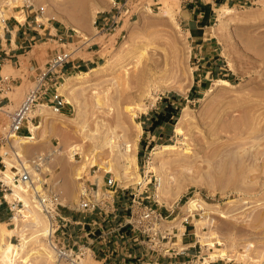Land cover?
Masks as SVG:
<instances>
[{
	"label": "rangeland",
	"instance_id": "obj_1",
	"mask_svg": "<svg viewBox=\"0 0 264 264\" xmlns=\"http://www.w3.org/2000/svg\"><path fill=\"white\" fill-rule=\"evenodd\" d=\"M146 1L152 11L131 22L126 18L124 38L116 42L120 30L99 37L106 45L101 64L63 81L65 113L46 107L38 127L29 121L32 139L9 135V113L24 88L0 83V207L8 217H0V231L13 230L6 232L17 250L6 259L0 249V264H69L47 238L49 221L34 207V188L60 195L61 216L88 221L56 236L57 244L85 251L82 264H104V244L125 253L108 264H264V0H216V23L192 37L181 24L184 8L193 5L189 0ZM110 8L111 0H0V31L21 16V23L93 37L97 14ZM37 40L22 50L47 62L59 44L51 35ZM5 65L4 79L18 73ZM83 72L90 74L83 78ZM6 97L16 103L7 105ZM126 161L129 170L120 173ZM24 166L33 181L16 182L15 168ZM108 168L119 187L117 218L75 211L79 178L94 181ZM120 189L128 190L122 195ZM131 192L167 217L166 251L135 242L120 226L135 198ZM26 206L43 221L41 228ZM186 227L194 233L190 247L183 244ZM42 229L50 234L41 235ZM218 253L225 257L212 259Z\"/></svg>",
	"mask_w": 264,
	"mask_h": 264
},
{
	"label": "built area",
	"instance_id": "obj_2",
	"mask_svg": "<svg viewBox=\"0 0 264 264\" xmlns=\"http://www.w3.org/2000/svg\"><path fill=\"white\" fill-rule=\"evenodd\" d=\"M190 3H196V0H189ZM153 5L146 0H111V8L109 11L98 13L99 18L94 21L96 33L93 37H84L73 30L71 35L66 37L52 36L54 41L62 45L60 49L56 50L49 56L48 61L35 70L33 77V86L26 91L21 103L13 111L9 113V135H19L21 130L27 126L29 134L25 137L33 138V133L29 121L33 124L34 121L41 116L31 118L40 107H47L53 113L62 115L64 108L68 105L61 94L60 88L67 77L66 66L73 63V56L80 51L85 45L90 44L96 36H112L117 30L123 27L126 18L128 22L138 18L139 15L152 11ZM125 30L122 31V33ZM121 37L125 36L121 34ZM32 42H36V39ZM117 42V41H116ZM31 45V42L28 44ZM96 44H90L89 47ZM73 46V47H70ZM72 67L77 70L80 67L72 64ZM6 78L5 80H7ZM10 89V86H6ZM40 123L34 124L38 127ZM6 138H3L5 140ZM42 160V159H40ZM16 182L28 183L33 181L30 169L24 166L21 170L15 168ZM96 174V171H93ZM99 174L93 175L94 181H91L85 176L79 178L81 187L79 192V201L75 211L82 214L99 213L109 217L113 215L117 218V202L116 194L118 193V185L116 179L108 172L102 175L101 181ZM90 175H92L90 173ZM157 183H159L156 180ZM34 185V183H32ZM156 187V186H155ZM122 195H125V190L120 189ZM134 195V193H130ZM132 203L128 207V215L121 227H126L133 236L132 240L135 242L145 243L152 247L153 251H166V243L164 241L169 239L170 230L165 227L167 217L162 211L153 205L144 203V199L137 200L134 195ZM38 206L41 212L49 219V230L51 235L47 237L49 242L57 251V257L60 260H65L69 264H82L85 251L79 248L77 251L74 248H68L65 245L56 243V236H66V226H79L85 224L84 221H75L70 217H63L60 214V208L64 207L61 203V197L58 193L52 191H39ZM85 220V219H84ZM185 234V233H184ZM183 234V236H184ZM69 237H71L69 235ZM75 246V243L73 244ZM148 246V247H149ZM85 249V248H84ZM169 251V250H167ZM180 253H177L179 255ZM108 264L107 261L103 262Z\"/></svg>",
	"mask_w": 264,
	"mask_h": 264
},
{
	"label": "crops",
	"instance_id": "obj_3",
	"mask_svg": "<svg viewBox=\"0 0 264 264\" xmlns=\"http://www.w3.org/2000/svg\"><path fill=\"white\" fill-rule=\"evenodd\" d=\"M232 0H225V4L229 5V3ZM218 3L216 0H196V3L193 5H190L189 7H185L182 13L181 18V24L185 28V31L189 34V37H192L193 35L202 34L205 29H208L212 26L211 21L214 20V24L217 21L216 13H217V7ZM99 14H97L96 18H99ZM27 18V17H26ZM16 24L11 25V28L8 24H6L5 28H3L2 31H0V83L5 87L7 85L12 87L11 85H14V83L17 85V88H24L23 96L26 93V89L29 87V83L33 82V77L35 76V70L39 67H42L46 61H43L44 59L41 58V56H37L36 53H33V50H30L28 52H24L22 49L26 47L30 42L37 40L39 38L42 39L43 35H51V36H62L64 35L68 36L69 33L64 34L62 33V30L55 26L51 27H41V26H34L32 25L27 19L24 23H21L20 21L16 20ZM31 26V27H29ZM125 26V22L122 28H120V32L117 37H115V40L117 41L118 38H120L122 31ZM126 31V30H125ZM118 32V30L116 31ZM114 33L112 36L116 35L117 33ZM99 37L96 36L94 40L92 41V44H96L94 46H88L85 45L80 51H78L73 56V63L68 64L66 66V72L68 75H73L77 71L82 72V70H89L99 64H101L104 61L105 55L104 51L106 48V45L102 43L99 40ZM37 40V41H39ZM31 46V45H30ZM63 47L62 45H59L57 48L50 49L48 57L53 54L56 50ZM15 60L19 63V67L16 69L12 66V61ZM2 62V63H1ZM8 63L11 64V69L13 71H16L18 73H15L16 75H11L8 77L7 80H5L2 76L3 67L9 66ZM72 64L75 66H79L80 68L75 70L72 67ZM10 67V66H9ZM0 91L4 92L5 90L2 88ZM7 98V97H6ZM22 99H18V106L21 103ZM5 102L8 104L14 105L16 102L11 101L9 98L5 100ZM17 106V107H18ZM66 107L63 110V113L66 111ZM37 117V116H36ZM38 119L34 121L33 124H36ZM30 127V125H28ZM29 134V131L27 129V126H25L21 132L19 133V137H25ZM2 203H0L1 205ZM0 217L2 220H7L8 217L3 215L2 208L0 207ZM71 219L75 221H80L81 219H78L77 217L71 216ZM85 224H87L88 221H84ZM89 224V223H88ZM191 228L186 227L185 234L183 236V244L186 246H193L194 244V233L191 231ZM104 240H107V233H104ZM188 239V240H187ZM101 248L100 254L102 255V261H108L111 262L112 257L119 256L122 253V251H119V249H111L108 248L106 244H104ZM188 247V248H189ZM132 253V250L130 251V255ZM178 256V255H177ZM114 261V260H113ZM153 261V259H151ZM160 264V263H156ZM167 264V263H166ZM170 264H184V262L176 261L174 263Z\"/></svg>",
	"mask_w": 264,
	"mask_h": 264
},
{
	"label": "bare ground",
	"instance_id": "obj_4",
	"mask_svg": "<svg viewBox=\"0 0 264 264\" xmlns=\"http://www.w3.org/2000/svg\"><path fill=\"white\" fill-rule=\"evenodd\" d=\"M22 18L23 17H21L20 16V18L18 19V21H22ZM73 30H75V29H73ZM77 33H79L77 30H75ZM80 34V33H79ZM90 74V72H83V73H81L80 75H81V77H83V78H86L87 77V75H89ZM63 91L64 90H61V92L63 93ZM45 108L46 107H40V108H38V110L34 113V116H40V114H43L42 112H44V111H47V110H45ZM10 137H13V138H16V139H21L18 135H10ZM129 138H131V136L129 135L128 137H127V139H129ZM132 139V138H131ZM121 143H123V142H121ZM14 146L16 147V149H21L22 148V146L20 145V144H14ZM122 146V145H121ZM119 148V147H118ZM122 147H120V149H119V151L121 152H119L118 150V152H119V154L121 155V157L119 156V158H122L123 156H122V153L124 154V151H123V149H121ZM163 149H164V151H167V150H170L171 148H170V146H164L163 147ZM162 149V150H163ZM125 155V154H124ZM125 157V156H124ZM125 159H126V157H125ZM92 162V161H91ZM76 163V162H75ZM7 165H8V167L10 168H13V166L11 165V164H9V163H7ZM120 165H122V166H118V171L120 172V173H122V172H124V174L125 173H127L128 172V170H129V163H128V161H126V163H124V164H120ZM111 166V165H110ZM136 167V166H135ZM98 169V168H97ZM102 168L100 167V170H101ZM113 169H110V168H108L107 169V171H105V172H111ZM113 172V171H112ZM102 175L103 174H101V175H99V180L101 181V179H102ZM70 180V179H69ZM159 182V181H158ZM161 180H160V184H159V186H158V190H159V192L161 191ZM26 190L28 191V192H30L31 191V186L30 185H26ZM32 191H34V193H33V197L36 199V201H37V204H38V193H39V190L38 189H36V188H34ZM160 195V194H159ZM161 197V196H160ZM160 197L159 196H157L156 198L158 199V202H163V201H161V199H160ZM18 199L20 200V201H22V197L21 196H19L18 195ZM63 201V200H62ZM157 201V200H156ZM64 202V201H63ZM189 202V201H188ZM193 204V201H190L188 204H186V206L188 205V207L190 206L191 207V205ZM34 207H39L38 205H35ZM26 208H27V211L29 212V213H31V215L33 216V219H32V221H33V224H34V226H36L37 228H41L42 227V224H43V221L42 220H40L39 219V217L31 210V207L30 206H26ZM41 211V210H40ZM262 216H259L258 218H261ZM257 218V219H258ZM48 221H49V219H48ZM2 224L0 223V226H1ZM49 225H50V223H49ZM6 231H8L9 233H11V232H13V230H1L0 231V243H1V247H0V249H1V251H2V254H3V256H4V258H6V259H9L11 256H13V257H15L16 256V253H17V250H15V248H16V246L14 245V244H12L9 240H8V237H7V232ZM42 231V234L41 235H49L50 234V231L48 232L47 231V229H42L41 230ZM183 233V232H182ZM180 235V234H179ZM179 235H178V237H179ZM177 237V238H178ZM199 238V237H198ZM197 238V239H198ZM179 239V238H178ZM201 239V238H200ZM180 240V239H179ZM56 250V249H55ZM14 251V252H13ZM57 252V251H56ZM14 254V255H13ZM49 255H50V252H49ZM53 256V255H52ZM216 257H220V258H223V257H225L224 256V253H218V254H215V255H212V259H214V258H216ZM50 258H51V256H50ZM51 259H53V258H51ZM206 259V258H205ZM208 259V258H207ZM208 261V260H207ZM205 262V261H204Z\"/></svg>",
	"mask_w": 264,
	"mask_h": 264
},
{
	"label": "trees",
	"instance_id": "obj_5",
	"mask_svg": "<svg viewBox=\"0 0 264 264\" xmlns=\"http://www.w3.org/2000/svg\"><path fill=\"white\" fill-rule=\"evenodd\" d=\"M169 109H172V108H169Z\"/></svg>",
	"mask_w": 264,
	"mask_h": 264
}]
</instances>
